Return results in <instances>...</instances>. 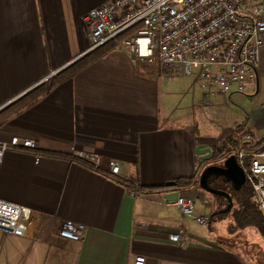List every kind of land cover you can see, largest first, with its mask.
Wrapping results in <instances>:
<instances>
[{"label": "crops", "instance_id": "0c3cea01", "mask_svg": "<svg viewBox=\"0 0 264 264\" xmlns=\"http://www.w3.org/2000/svg\"><path fill=\"white\" fill-rule=\"evenodd\" d=\"M110 1L0 0V111L81 59L83 16ZM48 81L44 98L0 127V141L16 136L37 149L4 154L0 199L41 215L23 240L0 232V264H133L137 256L144 264H264V236L232 197L231 210L220 214L224 198L198 186L178 191L192 201L195 216L209 218L200 225L164 199L171 189L138 192L181 178L198 181L208 165L197 169L198 146L232 152L264 139V102L231 122L223 123L220 112L210 119L194 107L197 83L156 75L117 48L54 86ZM260 81L264 85V55L249 87L253 98ZM233 94L239 93L215 97L213 104L222 108ZM72 149L101 156L103 167L93 171L69 161ZM110 160L125 182L105 174ZM65 221L85 227L80 241L58 235ZM180 227L186 235L171 242Z\"/></svg>", "mask_w": 264, "mask_h": 264}, {"label": "built area", "instance_id": "2783aa9c", "mask_svg": "<svg viewBox=\"0 0 264 264\" xmlns=\"http://www.w3.org/2000/svg\"><path fill=\"white\" fill-rule=\"evenodd\" d=\"M87 46L81 57L110 43L135 64L163 78L194 77L200 89L195 107L219 114L215 97L246 94L257 80V67L264 50V0H111L83 16ZM128 36L118 41L125 33ZM48 78L45 79V81ZM9 150H37L34 141L16 136L0 141V165ZM72 155L95 168L103 167L101 156L74 151ZM245 182L264 218V150H234ZM41 157L35 156L38 162ZM108 177L125 182L115 161L106 163ZM135 193L133 192L132 195ZM174 204L184 217L200 225L209 218L193 213V203L178 195ZM41 215L27 207L0 199V232L14 240L25 239ZM85 227L65 221L58 235L80 241ZM186 235L180 227L168 239L178 243ZM142 256L133 264H144Z\"/></svg>", "mask_w": 264, "mask_h": 264}, {"label": "trees", "instance_id": "16d2710c", "mask_svg": "<svg viewBox=\"0 0 264 264\" xmlns=\"http://www.w3.org/2000/svg\"><path fill=\"white\" fill-rule=\"evenodd\" d=\"M132 31L125 33L123 36H121L118 41L128 36ZM116 48V43H110L105 45L104 47L100 48L99 50L88 54L84 56L82 59L76 61L74 64L70 65L68 68L61 71L59 74H57L53 78L52 86L74 76L77 72L85 68L87 65L91 64L95 60L103 57L107 54V52L113 50ZM46 86L45 84H42L32 91L25 94L23 97L9 105L7 108H4L0 111V127H2L8 120L12 119L16 115H18L21 111H24L26 109L31 108L33 105H35L40 99L44 98L46 95ZM244 125L238 126L235 130V133L232 137V142L236 143V137L240 134L242 131V128ZM244 148H247L250 152L257 153L264 150V139L249 143L248 146H245ZM217 150V149H216ZM215 150V151H216ZM214 152V151H213ZM219 152V151H217ZM217 152L215 153V156L218 157ZM220 155L225 154L224 157H228L231 152L230 151H221L219 153ZM59 156V155H56ZM61 157V156H59ZM66 159L72 162H78L81 165L88 167L89 169L93 171H100V169L95 168L91 164H88L78 158L72 157V156H65ZM108 176V173H105ZM176 187L175 189L179 192H181L184 189L191 188V187H197L198 181L191 180V179H178L175 181ZM126 189L128 191L134 190L131 186H126ZM167 188L165 186L162 187H141L139 189V193H155V192H164ZM231 197L235 199V202L238 204L239 208L242 209L243 207L246 208L247 213L249 214L250 220H253L254 226L257 228V230L261 233L262 236H264V218L262 217L257 205L253 204V195L252 190L250 186L245 182L244 186L239 192L231 193ZM257 210V211H256Z\"/></svg>", "mask_w": 264, "mask_h": 264}, {"label": "water", "instance_id": "95a60500", "mask_svg": "<svg viewBox=\"0 0 264 264\" xmlns=\"http://www.w3.org/2000/svg\"><path fill=\"white\" fill-rule=\"evenodd\" d=\"M199 156L197 169L201 167L203 163L208 165L202 170L198 177V187L215 197H222L226 200V208L219 211L220 214L228 213L232 208L231 193L239 192L245 184V176L242 168L238 165L234 155L223 157L222 159L215 156V153L208 147L198 146L195 150ZM218 156L220 155L217 152ZM217 181L220 184H226L230 186V192L220 191L213 189L210 184ZM216 183V182H215ZM167 189H171L170 192L164 194V199L169 202H174L179 192L175 189V182H167L164 184Z\"/></svg>", "mask_w": 264, "mask_h": 264}, {"label": "rangeland", "instance_id": "374dc122", "mask_svg": "<svg viewBox=\"0 0 264 264\" xmlns=\"http://www.w3.org/2000/svg\"><path fill=\"white\" fill-rule=\"evenodd\" d=\"M264 55V50L261 52V55H260V60L262 58V56ZM83 58V57H82ZM81 58V59H82ZM80 60V59H79ZM75 63V62H74ZM72 63V64H74ZM71 64V65H72ZM70 65H68L67 67L61 69L60 71H57L56 73L53 74V76L51 75V77L49 76L48 77V80L51 79V78H54L57 74H59L61 71H63L64 69L68 68ZM173 78H178V77H173ZM184 78V77H183ZM188 79H191L192 81H194V77H188ZM46 81L45 83V86L46 84L49 82V81ZM182 80H178L177 82H181ZM185 87H183L184 89ZM183 89H179L177 90L176 88H174V91H172V93L174 94L176 92V95H182L183 92L181 90ZM163 91V90H162ZM251 89L247 90V93L246 94H233V96L231 97V100L228 101V103H226V105L222 108H218V111L220 112V117L219 119H223V123L227 122L230 120L231 122V118H238L239 116H241L242 114L244 115L245 112H248L250 109H254L256 108V106L258 104H260L261 102H264V85L261 84V81H260V93L258 95V97L256 98H253L254 97V93H251L250 92ZM30 92V91H29ZM28 93V92H27ZM235 95V96H234ZM17 101V100H16ZM253 101V102H252ZM14 103V102H13ZM11 105V104H10ZM9 106V105H8ZM7 106V107H8ZM195 107V105H194ZM196 108V107H195ZM198 109V108H197ZM200 110V109H199ZM202 111V110H201ZM206 114V113H205ZM208 118L210 119H215L216 116L218 115H215L213 112H210L209 114H206ZM236 115H239V116H236ZM236 116V117H235ZM210 186L213 188V189H216V190H220V191H225L227 193L230 192V189L229 187L226 185V184H220V183H211ZM226 217V216H224ZM228 217H230L228 215Z\"/></svg>", "mask_w": 264, "mask_h": 264}, {"label": "flooded vegetation", "instance_id": "af4514ba", "mask_svg": "<svg viewBox=\"0 0 264 264\" xmlns=\"http://www.w3.org/2000/svg\"><path fill=\"white\" fill-rule=\"evenodd\" d=\"M216 183H217V181H215ZM215 182H213V183H215ZM228 187H229V189H230V186L229 185H227Z\"/></svg>", "mask_w": 264, "mask_h": 264}, {"label": "bare ground", "instance_id": "6f19581e", "mask_svg": "<svg viewBox=\"0 0 264 264\" xmlns=\"http://www.w3.org/2000/svg\"><path fill=\"white\" fill-rule=\"evenodd\" d=\"M34 151V150H33ZM229 156H231V154L229 155ZM236 158V157H235Z\"/></svg>", "mask_w": 264, "mask_h": 264}]
</instances>
